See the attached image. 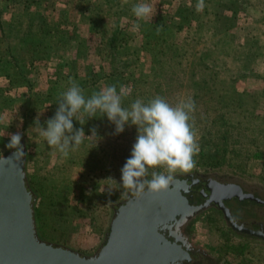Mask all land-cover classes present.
Listing matches in <instances>:
<instances>
[{
    "label": "rangeland",
    "instance_id": "obj_1",
    "mask_svg": "<svg viewBox=\"0 0 264 264\" xmlns=\"http://www.w3.org/2000/svg\"><path fill=\"white\" fill-rule=\"evenodd\" d=\"M104 1L96 0L95 3L101 11L107 10L106 6L101 7ZM244 1L245 10L239 9L232 18L228 5L217 4L215 0H205L209 8L207 13L196 11L198 0H128L127 3L118 0V8L123 10L119 18L122 29L117 32L116 39L125 46H137L134 76L147 70L150 62L148 53L154 52V46L147 44L144 47L143 40L166 45L184 41L179 50L183 53L179 55L180 62L172 67L179 74L174 81L179 83L173 85L164 99L173 106L188 97L196 103L195 130L201 150L196 157L195 168L228 171L264 184V0ZM73 2L76 8H83L85 3L83 0H67L64 7H71ZM136 3L152 5L154 20H138L132 12V5ZM70 10L68 17L75 20L76 11ZM217 10L223 14L215 15L213 11ZM7 12L4 20L8 24L23 16L18 6ZM182 18L202 24L197 32H193V29H187ZM76 23L77 32L85 37L88 46L85 48L87 63L107 71L109 51L105 43L108 33H95L84 23ZM105 23L107 28L113 27L107 16ZM178 24L181 27L176 32ZM185 33H188L187 39H184ZM53 39L52 36L42 37L46 46H51ZM201 52L205 54L202 63L197 60ZM216 52L220 53L216 55ZM251 52L257 56L252 58ZM33 53V45L25 46L19 53L21 65L3 64L0 74L20 73L32 80L33 92H44L49 67L45 61L30 62ZM163 64L164 61L160 60L159 69ZM204 65H212L226 77L202 81L201 78L207 74ZM70 79L80 86L81 77L70 76L68 84ZM0 81V102L5 101V94H14L18 98L13 108L0 113V152L9 143L10 134H21L28 150L26 172L29 187L37 195L38 235L47 241L92 251L107 228L110 205L124 196L119 185L121 168L131 155L136 127L126 126L123 133L114 134L115 126L98 113L93 123L74 124L77 129L83 128L85 136H91V129L95 128L97 136L85 137L83 143L65 158L47 145L35 124L39 117L40 125L45 127L43 120L54 116L57 103L36 110L33 124H28L22 131L19 111L27 109L34 97L21 86L7 91V86ZM101 89L98 87L97 90ZM49 98L50 101L57 100V95L52 94ZM225 102H229L226 108L222 107ZM215 117L219 119L213 125ZM220 134L226 136L227 142L219 139ZM93 148L95 154L86 155ZM202 236L203 241L211 246H216L217 241L222 245L225 243L223 257L232 264H264V245L240 246L235 238L228 234L224 236L219 231L202 232Z\"/></svg>",
    "mask_w": 264,
    "mask_h": 264
},
{
    "label": "trees",
    "instance_id": "obj_2",
    "mask_svg": "<svg viewBox=\"0 0 264 264\" xmlns=\"http://www.w3.org/2000/svg\"><path fill=\"white\" fill-rule=\"evenodd\" d=\"M117 1L105 0L101 7L106 6L107 10L101 11L100 6L99 9L96 7V0H83L85 2L83 8H76L74 2L71 7L65 8L67 0H19L18 4L0 0V68L3 67V64L19 67L21 65L19 53L27 45L34 46V53L29 61H45L49 67L44 92H33L32 80L22 76L20 73L0 74V80H2L4 86H7V91L21 86L27 89V93L30 96L34 97L32 101L29 99L30 103L27 109L19 111L22 131L26 129L28 124H33L36 110L45 108V106L51 107L54 103H58L60 94L70 86L67 82L70 76L82 78L80 87L84 89L86 96H90L93 92H98V87L105 88L115 85L118 92L123 87L128 93L124 103L125 107L129 106L137 98L145 102L156 96L164 98L165 94L170 93V89L174 88L173 85L179 83L174 81L179 74H176V70H173L172 67L180 62L178 60L179 55L183 53L181 54L179 50L183 47L184 41H181L180 44L166 45L163 42L143 40L142 44L144 47H147V44L154 46V52L148 53L150 62L147 70L138 72L135 76L133 75L135 71L134 55L137 46H125L116 39L117 32L122 29L119 24V18L123 10V8H118ZM215 2L221 5H228L227 9L230 11L232 18L235 17L239 9L245 10L246 7L244 0H215ZM10 6H18L23 16L18 21L4 24L2 20L3 12L8 10ZM71 8L76 11L75 20H71L72 18L69 19L68 17ZM208 10L209 8L205 7L202 12L207 13L209 12ZM213 13L215 15L223 14L221 10L213 11ZM106 16L110 19L113 27L107 28V25H105ZM182 19L187 23V29L191 28L193 32H197L202 24L201 22L199 24L192 23L188 18ZM76 21L84 23L88 30L92 32L108 33L105 43L109 51L107 71L102 70L99 66L87 63V49L85 48L88 46H86L85 37L77 32ZM180 27V24L176 25V32L180 30ZM46 36L54 38L51 46L43 44L42 37ZM187 37L188 33H185L184 39H187ZM145 50L148 51L147 48ZM217 53L220 52L215 54L217 55ZM251 53L252 58L257 56L253 52ZM203 58H205V54L201 52L197 58L198 62L202 63ZM160 60L164 61L162 69L158 67ZM204 68L207 70V74L201 78L202 81L220 76L226 77L219 69H214L212 65H204ZM131 75L132 78L130 79L129 76ZM52 94L57 95V100H49ZM4 99L5 101L0 102V113L5 109L13 108L15 101H18L14 94H5ZM227 104L225 102L222 107H228ZM218 119L215 117L212 120V124L214 125V122ZM94 120L95 118L86 119L87 122L91 123ZM78 123V121L73 120V124ZM43 125L47 126L46 120H43ZM219 139L227 142L224 134H220ZM89 151H87L86 155L95 154L93 152L94 148ZM221 151L225 152L224 150Z\"/></svg>",
    "mask_w": 264,
    "mask_h": 264
},
{
    "label": "water",
    "instance_id": "obj_3",
    "mask_svg": "<svg viewBox=\"0 0 264 264\" xmlns=\"http://www.w3.org/2000/svg\"><path fill=\"white\" fill-rule=\"evenodd\" d=\"M21 144L20 158H15V149L0 152V264H187L177 226L209 200L220 206L219 199L226 197L223 188H229L231 196L239 193L233 185L208 188L202 195L204 203L190 204L182 193L192 187L174 180L158 194L146 191L140 199L124 194L110 205L108 225L98 244L90 252L82 251L38 235L37 195L29 187L28 150L22 140Z\"/></svg>",
    "mask_w": 264,
    "mask_h": 264
},
{
    "label": "clouds",
    "instance_id": "obj_4",
    "mask_svg": "<svg viewBox=\"0 0 264 264\" xmlns=\"http://www.w3.org/2000/svg\"><path fill=\"white\" fill-rule=\"evenodd\" d=\"M205 7V0H198L196 11L202 12ZM132 12L138 20L148 21L154 16L152 5L145 3L133 4ZM69 84L58 98L54 116L46 120V128L40 125L39 117L35 121L38 134L63 157L67 158L85 137L97 136L95 128L91 129V136H85L82 127H74L73 120L84 125L86 119L96 118L99 113L115 126L114 134L123 133L126 126H135L137 130L131 155L121 168L119 185L123 194L140 199L146 191L152 194L167 191L177 173H190L196 167L201 149L195 130L196 103L192 97L175 106L160 96L147 102L137 98L125 107L128 93L123 87L118 92L111 85L86 96L75 80L70 79ZM21 139L19 132L10 134L6 145L15 149V158L24 154Z\"/></svg>",
    "mask_w": 264,
    "mask_h": 264
},
{
    "label": "flooded vegetation",
    "instance_id": "obj_5",
    "mask_svg": "<svg viewBox=\"0 0 264 264\" xmlns=\"http://www.w3.org/2000/svg\"><path fill=\"white\" fill-rule=\"evenodd\" d=\"M174 180L192 187L191 190L182 193L190 204L204 203L202 195L209 189L215 190L231 185L239 189V193H235L236 196L229 195V188L222 189V194L226 196L219 199L223 210L209 200L203 209L191 214L177 226L175 232L185 243V251L189 258L187 264H232L223 257L225 243L222 245L217 241L216 246L206 244L202 232L219 231L224 236L228 234L239 241L240 246L264 245L263 183L228 171L221 172L219 169L210 168L205 170L194 168L190 173H177Z\"/></svg>",
    "mask_w": 264,
    "mask_h": 264
},
{
    "label": "crops",
    "instance_id": "obj_6",
    "mask_svg": "<svg viewBox=\"0 0 264 264\" xmlns=\"http://www.w3.org/2000/svg\"><path fill=\"white\" fill-rule=\"evenodd\" d=\"M4 1H6V2H8V3H15V4H18V3H19V1H18V2H13V1H9V0H4ZM14 8H15V7H11V6H10V8H8V10H6L5 12H3V16H2L3 19H2V20H3V23H4V24H8L7 21L4 20V16L8 14L7 11H12Z\"/></svg>",
    "mask_w": 264,
    "mask_h": 264
}]
</instances>
